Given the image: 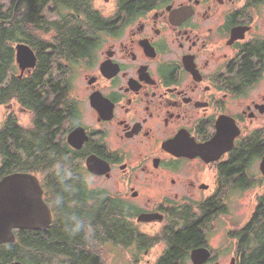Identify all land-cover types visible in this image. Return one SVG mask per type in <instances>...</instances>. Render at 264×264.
Segmentation results:
<instances>
[{
	"label": "flooded vegetation",
	"instance_id": "1",
	"mask_svg": "<svg viewBox=\"0 0 264 264\" xmlns=\"http://www.w3.org/2000/svg\"><path fill=\"white\" fill-rule=\"evenodd\" d=\"M39 1L40 21L60 28L77 23L91 36V53L73 66L77 110L57 128L66 172L4 173L8 161L26 169L29 155L11 137L0 151V182L14 174L34 176L51 211L47 230H13L14 242L0 244V264H27L12 255L21 237L29 246L39 241L42 257L51 259L45 247L51 228L93 207L113 210L109 219L132 232L131 246L119 249L127 262L194 264L193 252L205 248L210 257L204 264H221L209 232L200 246L169 253L189 219L208 214L210 222L229 214V198L264 187L261 170V182L251 174L264 156L249 163L237 157L248 141L264 137V0ZM21 2L0 0L1 30L11 32ZM29 30L27 24L25 34ZM51 52L46 47L44 54ZM16 70L11 66L0 78V133L17 114L25 120L29 114L27 96L25 107L12 96L21 74ZM89 160L105 173L91 172ZM50 185L57 187L52 195ZM54 250V261L43 264H69L67 247Z\"/></svg>",
	"mask_w": 264,
	"mask_h": 264
},
{
	"label": "trees",
	"instance_id": "2",
	"mask_svg": "<svg viewBox=\"0 0 264 264\" xmlns=\"http://www.w3.org/2000/svg\"><path fill=\"white\" fill-rule=\"evenodd\" d=\"M39 6V0H24L19 6L11 32L0 29V78L4 77L6 69H11V66L14 73L17 71L16 44H28L38 57L37 67L27 80L15 79V88L12 93L13 99L23 107H25L23 105L25 95L27 96L29 126L26 128L21 119L13 118L6 123L0 133V151L8 147V140L11 137L18 146V150L27 149L28 166L23 170L21 162L8 161L1 171L4 173L10 170L57 175L65 173L69 165L62 159L64 149L57 143V128L77 110L76 99L72 97L75 81L73 66L90 55L91 36L87 32H80L81 29L77 23L74 27L67 28H60L58 23H42L38 13ZM25 7L30 10L29 14L26 13ZM27 24L30 30L28 34H25L24 29ZM63 34H65L64 37L61 36ZM46 47L52 50L51 54H44ZM65 48L70 50L68 57L63 54ZM14 77L16 78V75ZM6 100L7 98H3L2 102ZM262 143H264L262 136L248 141L238 150L237 157L244 163L256 162L264 156ZM57 181L50 180L51 183ZM47 189L52 195L57 187L50 185ZM256 201L248 222L243 227L235 228L230 232V238L236 241L234 253L238 264H264V194ZM93 208L92 212L86 214L77 212V214L69 215L67 222L63 220L60 227L56 225L51 228L52 241L47 240L45 244L46 252L51 255V259L42 257L39 241L35 240L29 246L23 244L25 241L22 237L12 246L13 257L27 264L53 262L55 258L53 256L56 254L54 247L61 244L62 247H67L68 253L64 260L69 264H103L108 259V255L104 256L103 253L107 227L110 250L128 249L131 246L129 242L133 238L132 232L123 229L116 221L117 218L115 221L109 219L107 215L114 212L113 210L106 212ZM213 216L216 218L226 215ZM210 218L212 217L204 214L203 219L201 217L189 219L184 228L176 234L175 246L173 245L169 256L176 253V256H179L180 249L184 250L186 247L200 246L198 245L200 240L205 238V228L202 224L206 225ZM107 223L108 226H106ZM89 224L91 229L84 231L81 226H89ZM73 247L77 248L76 253L70 252ZM138 248L142 250L144 246Z\"/></svg>",
	"mask_w": 264,
	"mask_h": 264
},
{
	"label": "water",
	"instance_id": "3",
	"mask_svg": "<svg viewBox=\"0 0 264 264\" xmlns=\"http://www.w3.org/2000/svg\"><path fill=\"white\" fill-rule=\"evenodd\" d=\"M15 53L16 64L21 71L19 78L22 79L26 73L30 75L36 69L38 57L34 49L26 43L16 44ZM237 136H240V131ZM70 142L74 144L72 137ZM218 148L220 150V147ZM229 148L226 147L223 152ZM88 168L97 175L105 173V170L92 160L88 161ZM260 170L264 175V157ZM50 223V208L44 202L43 191L34 176L14 174L0 182V244L14 242L13 230L16 228L47 230ZM209 257L210 252L205 248L198 249L192 254L194 264H204ZM231 264H237L236 259H232Z\"/></svg>",
	"mask_w": 264,
	"mask_h": 264
},
{
	"label": "rangeland",
	"instance_id": "4",
	"mask_svg": "<svg viewBox=\"0 0 264 264\" xmlns=\"http://www.w3.org/2000/svg\"><path fill=\"white\" fill-rule=\"evenodd\" d=\"M20 110V108H19ZM18 120H22L23 126L30 123V114L25 120L22 112L17 114ZM261 159L258 160L251 170L254 182H261L262 175L260 173ZM264 194V187L256 185L253 189L247 191L242 195L227 200L230 213L226 216H218L214 220L208 222L204 227V232L214 235L212 245L219 251L217 254L220 256L221 264H231L232 259L237 257L235 255L236 241L230 238V232L239 227H243L251 217L257 203V198ZM88 235V234H87ZM92 247V242H91ZM103 264H133L127 262L125 257L119 252V249L113 251L108 248V259ZM143 264H146V259ZM191 264V263H189Z\"/></svg>",
	"mask_w": 264,
	"mask_h": 264
}]
</instances>
